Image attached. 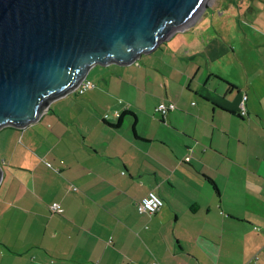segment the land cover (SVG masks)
Returning a JSON list of instances; mask_svg holds the SVG:
<instances>
[{"label":"crops","instance_id":"0c3cea01","mask_svg":"<svg viewBox=\"0 0 264 264\" xmlns=\"http://www.w3.org/2000/svg\"><path fill=\"white\" fill-rule=\"evenodd\" d=\"M209 13L0 130V264H264V0Z\"/></svg>","mask_w":264,"mask_h":264},{"label":"water","instance_id":"95a60500","mask_svg":"<svg viewBox=\"0 0 264 264\" xmlns=\"http://www.w3.org/2000/svg\"><path fill=\"white\" fill-rule=\"evenodd\" d=\"M212 2L0 0V130L39 121L97 65L136 63Z\"/></svg>","mask_w":264,"mask_h":264},{"label":"built area","instance_id":"2783aa9c","mask_svg":"<svg viewBox=\"0 0 264 264\" xmlns=\"http://www.w3.org/2000/svg\"><path fill=\"white\" fill-rule=\"evenodd\" d=\"M96 88V84L93 83L92 81L86 79L85 81L83 80L81 82V84L79 85V87L77 88L75 93L78 94H83L85 92H88L89 90L95 89ZM177 110V106L176 104H174L173 102L171 103H160L157 108L155 109L156 112H159V114L162 115H167L169 112L175 111ZM246 108L244 103L241 106V112L240 115L241 116H245L246 115ZM116 116L119 118L121 115L120 113H116ZM185 161H187L188 163L190 162V158L186 157ZM75 191H77V188H74ZM50 213L51 214H60L61 212H63V208L62 205L58 202H54L52 204H50ZM164 207V202L163 199L157 195V193L151 191L149 192V194L147 195V197H145L144 199L140 200L137 203V211L139 212V214L141 215H154V214H158L161 212V210Z\"/></svg>","mask_w":264,"mask_h":264},{"label":"rangeland","instance_id":"374dc122","mask_svg":"<svg viewBox=\"0 0 264 264\" xmlns=\"http://www.w3.org/2000/svg\"><path fill=\"white\" fill-rule=\"evenodd\" d=\"M219 1H220V0H213L212 4L209 5V6L212 7V9H213L216 5H219ZM240 1H242V0H240ZM208 12H210L209 15H211V14L213 13V10H208V11H207V9L204 10V11L200 14V16L198 17V19L195 20V22L192 24V26H193L198 20H201V19L203 18V16H204L206 13H208ZM94 77H95V75L93 74L92 76L89 77V79H90V80H93V81H96V79H94ZM97 85H98V81H97ZM73 94H74V93H73Z\"/></svg>","mask_w":264,"mask_h":264},{"label":"trees","instance_id":"16d2710c","mask_svg":"<svg viewBox=\"0 0 264 264\" xmlns=\"http://www.w3.org/2000/svg\"><path fill=\"white\" fill-rule=\"evenodd\" d=\"M78 94V93H77ZM123 116L120 118V122L118 123V126L122 123Z\"/></svg>","mask_w":264,"mask_h":264}]
</instances>
